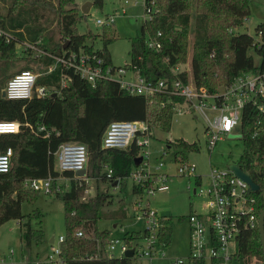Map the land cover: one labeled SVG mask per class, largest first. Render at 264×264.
<instances>
[{"label": "trees", "instance_id": "trees-1", "mask_svg": "<svg viewBox=\"0 0 264 264\" xmlns=\"http://www.w3.org/2000/svg\"><path fill=\"white\" fill-rule=\"evenodd\" d=\"M3 2L5 12L0 11L3 31L0 34V120L18 121L20 131L0 133V152L13 148L10 170L0 173V225L11 219L20 221L22 256L30 260L32 244L44 239V230L32 224L33 218L41 215H26L22 211L25 198L39 192L25 186L24 182L28 178L52 177L53 193L62 196L65 206L67 233L62 248L67 264H133L134 256H109L110 232L99 227L103 208L112 202L111 195L98 190L82 199L88 183L78 178L75 171L60 169L57 151L65 142L85 143L90 160L87 176L97 181L114 183L118 180L120 183L138 164L140 149L136 142L123 149L104 147L103 136L110 122L146 120L153 129L168 130L176 104L184 103L185 99L164 92L153 96L129 94L116 80L102 79L92 85L74 68L58 62L53 56L41 53L33 57L34 47L53 55L84 51L102 57L105 65L120 67L114 65L109 50L116 39L112 23L102 24L105 26L102 33L78 32L77 23L86 14H81L75 0ZM93 2L96 6L104 4V0ZM144 3L149 17L145 18L140 32L130 38L131 61L123 66L127 70L155 81L177 75L189 80L192 76L197 86L217 92L243 72L264 69V23L258 26L263 41H256L249 33L233 31L249 17L250 0H144ZM190 34L193 35L191 70L184 68L175 75L174 68L187 64ZM99 38L102 47L96 48ZM151 38L161 41L162 48L149 47ZM17 45H25L24 56L18 59L27 61L23 68L34 70L32 65L40 63L42 70L37 72L36 86H46L51 93L45 96L34 93L30 99L3 96L7 81L16 75L8 72L6 65L10 57L18 56ZM253 47L261 57L259 66L249 53ZM64 78L68 85L62 87ZM260 118L257 109L250 104L245 106L241 123L245 148L237 160L261 186L259 191H252L258 217L264 208V127L257 123ZM175 144L198 150L196 142L179 139ZM109 168L111 176H108ZM59 178H64L65 183L61 184ZM199 178L198 183L201 182ZM133 191L138 193L141 189L133 184ZM79 231H83V235H78ZM171 232V221L164 216L160 233L164 246L170 242ZM140 236L141 231L127 232L125 240L131 242ZM97 254L98 257H92ZM236 259L240 264H264L259 224L241 230ZM195 264L206 262L197 260Z\"/></svg>", "mask_w": 264, "mask_h": 264}, {"label": "built area", "instance_id": "built-area-1", "mask_svg": "<svg viewBox=\"0 0 264 264\" xmlns=\"http://www.w3.org/2000/svg\"><path fill=\"white\" fill-rule=\"evenodd\" d=\"M128 2L129 0H125V3ZM112 21L113 18L107 16L105 19H98L97 23H112ZM2 32L0 28V34ZM158 35L160 36L161 32ZM148 45L157 50L162 48L161 41L155 38L149 39ZM41 53L53 56L58 62L74 68L83 79L92 85L102 79H109L118 81L121 88L129 94L153 96L158 92H164L183 97L184 103H187L189 107L188 110L196 111L203 117L206 124L205 135L210 149H213L218 141L235 133L237 129L242 137V117L244 108L248 104L260 112L261 118L257 123L264 127V69L243 72L228 86H223L217 92H211L205 86H197L192 76L189 80L178 76L177 74L185 68L181 69V65L173 69L176 77L155 81L139 74L130 77L129 74L133 71H129L123 66L105 65L102 57L95 54L90 55L84 51L79 53L72 51L63 55H53L43 51ZM52 68L53 66L50 67V69ZM37 77L38 74L31 70L16 74L7 81L4 88L5 96L10 99H30L34 93L38 96L51 93L52 90L46 86H36ZM67 85L68 80L64 78L62 87ZM184 103L176 104L175 114L184 112ZM19 131L20 123L18 121L0 120V133ZM152 135L153 128L146 120H114L107 126L103 136V146L107 148L123 149L129 147L133 142L137 143L141 160L133 167L129 177L133 180L134 185L141 189L139 192L148 195L169 188L166 183L168 174L159 172L163 163L153 167L150 161L151 151L148 147L149 136ZM12 156V147L0 152V173L10 170ZM57 157L58 165L62 171L76 172L85 169L86 174L77 175V177L88 184L90 183V177L87 176L89 151L85 143L65 142L57 151ZM176 158L182 161L181 166L177 168L178 175L180 177L194 176L198 183L200 175H196V165L185 161L183 156ZM233 162L241 167L237 160ZM108 171V176H111L112 169L109 168ZM199 179L201 181V178ZM24 183L25 186L34 190L53 193L52 177L28 178ZM198 185H201V182ZM252 191L254 190L251 185L238 176L233 169L229 167L225 170L212 168L208 186L195 189L196 194L207 197L205 203L207 210L204 213L192 212L188 216L191 243L190 264H195L197 260H204L206 264H233L237 260L236 253L241 230L243 228L252 229L259 224L256 198L252 195ZM86 194L93 195L94 193L87 188ZM137 206L142 208L146 215L147 227L143 236L144 244L140 245L138 241L142 235L134 238L131 242L125 240L126 242L119 243L118 240L111 239L108 253L110 257H124L127 250L134 248V257H144L149 260V264H156L154 260L157 247L158 245L164 246L160 234L164 216L158 215L157 211L151 210L149 206H142L140 201L137 202ZM78 235H83V231H79ZM64 240L65 235H60L55 239L50 253L43 259L35 261V264H67L62 248ZM13 252L11 250V253ZM116 252H119L118 256ZM98 256L97 254L92 257ZM173 264H186V261L183 258H175Z\"/></svg>", "mask_w": 264, "mask_h": 264}, {"label": "rangeland", "instance_id": "rangeland-1", "mask_svg": "<svg viewBox=\"0 0 264 264\" xmlns=\"http://www.w3.org/2000/svg\"><path fill=\"white\" fill-rule=\"evenodd\" d=\"M75 1L83 14V5L93 0ZM19 4L21 5L22 1ZM4 5L5 2L0 0L2 13L5 12ZM250 5L249 17L233 31L234 33H249L256 41H263V36L258 32V26L264 23V0H250ZM107 16L113 18L111 28L116 34V39L109 46L112 61L116 66H124L131 61L130 38L140 32L145 18L149 17L145 11L144 0H129L128 3H125V0H104L103 6L93 5L89 13L80 17L77 23L78 32L102 33L105 26L98 24L97 20L105 19ZM189 37L187 64L181 65L180 68L185 67L191 70L193 35L190 34ZM95 46L96 48L102 47L101 38L95 42ZM24 47L25 45H17L18 56L10 57L7 61L8 72L17 74L19 71L29 70L23 68L24 63L27 62L25 59L24 61L18 60L24 56ZM32 52L33 57H38L42 48L34 47ZM249 53L259 66L261 57L254 47ZM32 67L34 70H31L35 73L42 70L40 63H34ZM184 107L183 113L174 114L168 130L154 127L153 135L149 136L150 161L153 167L163 163L159 172L168 174L166 183L169 188L167 190L156 191L152 195L143 192L135 193L134 183L130 177L124 178L117 186L110 180L97 181L94 178H90L88 184V188L93 193L99 190L111 195L112 202L103 208V217L100 219L99 227L109 230L111 239L118 240L119 243L126 242L125 233L132 231H141L142 237L138 239L139 244L142 245L145 242L143 236L147 227L146 215L143 209L137 206L139 201L142 206H149L151 210L157 211L158 215L165 216L171 221V240L166 246L158 245L154 260L156 264H173L175 258H183L186 264H190L191 243L188 216L192 212L204 213L207 210L205 207L207 197L196 194L195 189L206 188L212 168L227 169L230 163L240 158L245 148L240 131L237 129L235 133L218 141L216 146L210 149L205 135L206 124L203 117L196 111L188 110L187 103H184ZM179 139L190 143L196 142L198 150L176 145L175 141ZM176 154L179 157L183 156L188 163L196 165V175L201 176V185H198L194 176H185L180 179L177 168L181 166L182 161L176 158ZM105 171L106 168L103 169V172ZM59 181L64 184L66 180L59 178ZM89 196L83 194L82 199ZM22 211L26 215H41V219L33 218L32 224L37 228H43L44 239L40 243L33 242L30 260L23 259L20 221L18 219L6 221L0 225V264H35V261L43 259L53 249V243L50 242L52 237L57 239L60 235L67 233L65 206L61 195L44 191L34 192L23 201ZM11 250L14 252L11 253ZM116 255L118 256L119 252H116ZM133 264H149V260L135 256ZM233 264H240V262L235 260Z\"/></svg>", "mask_w": 264, "mask_h": 264}, {"label": "water", "instance_id": "water-1", "mask_svg": "<svg viewBox=\"0 0 264 264\" xmlns=\"http://www.w3.org/2000/svg\"><path fill=\"white\" fill-rule=\"evenodd\" d=\"M94 5V2L93 1H88L87 3H85V5H83L82 7V12L83 14H87L90 12V9L91 7ZM3 96L6 95L5 93V90H3L2 92ZM141 160V157L139 159H137V162H139ZM229 168L233 169L234 172L240 176L241 178H243L244 180H246L252 187V189L254 191H259L261 186L260 184H258L257 182L254 181V179L252 178V176L245 172L242 167H240L237 163L235 162H232L228 165ZM86 174V170L83 169V170H77L76 171V175L78 176H82V175H85ZM115 186H117L119 184V181L116 180L114 183H113ZM259 230H260V235H261V243H262V248H263V251H264V208L263 210L261 211L260 215H259ZM54 241V237H52L50 239V242L53 243ZM134 248H131L129 250L126 251L125 253V257H133L134 255Z\"/></svg>", "mask_w": 264, "mask_h": 264}, {"label": "crops", "instance_id": "crops-1", "mask_svg": "<svg viewBox=\"0 0 264 264\" xmlns=\"http://www.w3.org/2000/svg\"><path fill=\"white\" fill-rule=\"evenodd\" d=\"M137 75H138V74H137V73H134V72L131 73V74H129L130 77H131V76H132V77H135V76H137ZM180 179H181V177H180ZM54 240H55V238H54ZM53 242H54V241H53ZM23 259H24V258H23Z\"/></svg>", "mask_w": 264, "mask_h": 264}]
</instances>
